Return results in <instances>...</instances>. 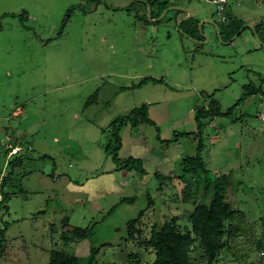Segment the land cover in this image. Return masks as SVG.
<instances>
[{"label":"rangeland","instance_id":"rangeland-1","mask_svg":"<svg viewBox=\"0 0 264 264\" xmlns=\"http://www.w3.org/2000/svg\"><path fill=\"white\" fill-rule=\"evenodd\" d=\"M255 1L256 10H247L256 20L254 29L232 35L237 30L232 17L233 24L204 23L199 30L202 21L216 18L215 5L201 0H148L152 9L144 0H0V177L10 171L4 164L12 138L5 136L19 131L21 143L34 146L33 158L50 157L24 170L54 163L56 174L75 177L81 163L110 168L105 145L112 140L111 125L131 118L120 129L118 157L129 159L147 144L163 158L175 148L183 153L173 171L175 182L159 183L167 177L142 187L136 177L127 180L121 194L103 201L112 207L131 197L109 216L91 214L87 204V213L77 205L68 206L64 215L71 213L72 231H90L94 264H152L154 249L146 242L153 225L175 217L180 232L190 230L188 214L204 201L198 178L180 170L184 158L196 156L201 139L208 176L223 183L224 201L233 211L225 223L227 245L216 264H264V95L247 97L260 88L264 92V0ZM157 6L167 7L158 15ZM172 7L187 8L193 16L178 27L188 15L169 10L153 22ZM137 15L145 24L141 40L135 37ZM148 77L152 84L139 87ZM211 103L220 106L221 114L198 122L199 109ZM18 107L23 113L15 117ZM143 108L151 123H141L137 115L135 126L131 113ZM181 132L194 134L179 137ZM76 143L85 158L77 156ZM186 182L192 190L198 187L195 204L181 201ZM24 185L36 189L34 181ZM43 194L10 198L9 214L0 206V264H49L52 251L63 248L55 238L58 223L57 241L51 242L41 230L45 218L30 213L43 207L49 193ZM140 211L144 218L131 241L128 222ZM55 241L58 246L51 244ZM202 254L195 243L190 259Z\"/></svg>","mask_w":264,"mask_h":264},{"label":"crops","instance_id":"crops-1","mask_svg":"<svg viewBox=\"0 0 264 264\" xmlns=\"http://www.w3.org/2000/svg\"><path fill=\"white\" fill-rule=\"evenodd\" d=\"M256 6L258 5L255 0H229L225 5L224 16L226 17L228 23L231 21L229 20L231 19V17L234 18L235 26L237 25V23H244L245 25L252 26L254 28V26L256 25V20L247 14V10H252L251 8H253V11H255ZM177 17L175 18L176 20ZM136 21L137 32L135 33V37L136 39L141 40L142 35L145 36V24L140 19L136 18ZM231 23L233 24V22H230V24ZM149 84L152 83H145L142 86ZM88 105L89 104H86V106ZM18 110L20 111L19 115H17ZM15 111L13 113L15 117H19L23 113V109L19 107L16 108ZM20 134L21 132L19 131L17 136H12L10 134H7L5 136L6 141H8L7 138H12V143L10 144L11 146H20L24 149V151L23 153L12 157H7L6 154V160L8 161V163H5L4 167L7 165L6 167H9L10 171L7 172L6 176L2 178L0 177V206L3 205L6 209L5 211L9 214L10 208L6 204L9 202L10 198L18 197L21 195L25 196L27 194H33L37 195L36 197H39L43 194V192H45V194L49 193V195L46 197L43 207L33 209L30 211V213L45 218V223H42L41 230L45 231V235H47L49 241L51 240V242H53L54 240H56V237H59L61 239V244H59V242H56L57 240L51 244H57V246L59 244L60 247H63L60 252L72 254L80 259H84L90 255L92 246L88 242V239H84L81 241H68L67 239H64L69 235V233L73 232L76 229L84 230L79 227H74V230H71V216L69 215L71 213H68L67 211V215H64V211L66 212L67 210L66 208L68 206H75L74 208H76L78 207L77 205H83V208L86 211L87 204L89 207L87 211H90L91 214L102 217L109 216L113 212L116 204H123L131 199V197L124 196L112 207H109L110 205H104L107 203L106 198L119 195L121 194V192L125 191L124 184H127V180L129 182L130 180H133L137 177L138 184H140L142 187L147 185L154 186V180L158 181L167 177L169 178V181L161 180L162 182H158L161 184L175 182L174 180L172 181V178L178 177V175H175L173 171L175 170L178 160H181V155L183 154L179 152L176 153V150H174L175 148H172V152H170L165 156V158H163L164 155H153V148L150 144H147L145 146L142 145L140 150L138 149L139 151H137L135 155L131 156L130 158L138 162L137 167L141 166V170L144 171V174H141L136 170H117L116 164L111 161L112 163L110 168H103L102 165L90 168L88 164L81 163V167H77L74 171V174L77 175L75 177H71L66 173L56 174L54 172V167H56V165L54 163L52 164L51 160L45 161L51 162L53 168L52 166L50 168L49 165L46 164L42 169H39V171L34 169H31L30 171L24 170L25 168H27V165L31 163H38V161H43L42 158L50 159V157H48V155L44 153L39 158H33L31 155L34 151V146L28 143L27 145L21 143V140L17 138ZM53 142L58 143L56 138L53 139ZM76 146L78 148L77 156L79 155V157H81L82 159L85 158V153L83 152L82 147L79 145V143H76ZM6 152L8 153V150H6ZM78 174L85 175L84 177H79ZM158 176L161 177L158 178ZM121 178L123 179V181H121ZM33 181L35 182L36 189H26L24 184L30 185ZM18 183L19 188L17 186ZM6 191L7 193L11 194V197L2 202L1 194L2 192L4 193ZM25 197L26 199L28 198V196ZM122 200H124L125 202H122ZM133 203L134 201L132 202V204ZM87 211L85 213H87ZM55 217H58V219L55 220ZM143 218L144 217L141 215L139 220L143 221ZM16 221L19 222L20 219H16ZM54 222L58 223L60 235L54 229ZM5 229L7 230L8 227H5ZM53 232H56L55 238Z\"/></svg>","mask_w":264,"mask_h":264},{"label":"trees","instance_id":"trees-1","mask_svg":"<svg viewBox=\"0 0 264 264\" xmlns=\"http://www.w3.org/2000/svg\"><path fill=\"white\" fill-rule=\"evenodd\" d=\"M145 4L149 5L152 9L151 4L148 0H144ZM158 7V6H157ZM167 6H159L158 15L166 9ZM66 19V18H65ZM137 19L142 20L141 17L137 16ZM248 27L244 23H237L235 28L236 31L232 35L237 34L241 28ZM187 36L195 38L191 32L183 31ZM152 78H144L142 82L138 85L139 87L145 83L152 82ZM155 82L158 83L157 80ZM262 94L261 88L257 91L248 92L247 97H251L255 94ZM145 108L131 113L134 117V125H139L137 121L139 116V121L141 123H151L145 114ZM220 106L216 103H211L208 106H202L196 117L197 121L200 122L202 119H210L219 116ZM228 115V113H227ZM131 118H123L118 120L113 125L111 133L112 140L105 145V153L110 155L112 161L116 164L117 170L132 171L144 174L141 167H137L136 160L129 158L126 160L120 159L118 157V152L122 147L120 138V129L126 126ZM117 123V124H116ZM200 133V132H199ZM198 133V134H199ZM194 133H179V137H189ZM113 141V142H112ZM178 139H175L177 142ZM114 143V145H113ZM169 143V142H168ZM198 147L196 156L186 157L182 160L183 174L195 175L198 180V184L202 185V195L203 202L198 203L192 211L188 214V220L191 224V229H186L185 232H180L177 227V218H172L168 222H164L161 226L154 225L151 230L149 239L146 242L147 247H152L155 253V260L152 264H216L220 255V252L226 247L227 242L225 239L228 232L225 229V223L232 219L233 211L228 203L224 201V185L219 179H211L208 175L209 172L205 167V163L201 157L203 151L202 140H198ZM19 160V159H18ZM160 176H158L159 178ZM3 188V183H2ZM198 187L192 190V185L186 182L181 190V201L184 204H195L199 198L197 194ZM11 197V194L7 192H2L1 198L2 202L6 201ZM208 202H205V200ZM148 200L150 197L148 196ZM143 214L141 211L137 220L128 222V228L130 230L129 240L135 232H138L139 228L135 225L139 222L140 216ZM6 230V229H5ZM5 230L3 232H5ZM89 230L76 229L71 232L66 238L68 241H81L89 237ZM4 236V235H3ZM3 236L1 240L3 241ZM198 242V248L203 252L202 256L198 259L191 260L190 253L192 251V246ZM263 245L261 242L258 243V247L261 248ZM97 254L96 249H91L90 255L87 259H80L72 254L65 252H55L52 251L49 258V264H94L95 255Z\"/></svg>","mask_w":264,"mask_h":264},{"label":"built area","instance_id":"built-area-1","mask_svg":"<svg viewBox=\"0 0 264 264\" xmlns=\"http://www.w3.org/2000/svg\"><path fill=\"white\" fill-rule=\"evenodd\" d=\"M201 1H206L208 3H211L213 5H215L216 7V18H214L215 22L218 23H226L227 19L224 16V9H225V5L228 3L229 0H201ZM30 149V148H28ZM7 157H12L18 154L23 153L24 149L20 146H11L8 145L7 146ZM261 255L264 258V251L261 252Z\"/></svg>","mask_w":264,"mask_h":264},{"label":"water","instance_id":"water-1","mask_svg":"<svg viewBox=\"0 0 264 264\" xmlns=\"http://www.w3.org/2000/svg\"><path fill=\"white\" fill-rule=\"evenodd\" d=\"M169 10L181 11V12H183V13L188 14V16H187L186 18H184L183 20H181V21L178 23V27H179V25H180L182 22L186 21L187 19H189V18H191V17L193 16L192 12H191L189 9H187V8H184V7H172V8H170V9L166 10V11L162 14V16H161L160 18H158L157 20H153V22H154V21H160V20L165 16V14H166ZM204 23H208V24H210V25H212V26H214V27H217V23L215 22L214 19L206 20V21H202V22L199 24V30H200V31H201V27H202V25H203ZM248 27H249L250 29H252V30L254 29L252 26H248ZM206 39H207V38H206Z\"/></svg>","mask_w":264,"mask_h":264}]
</instances>
